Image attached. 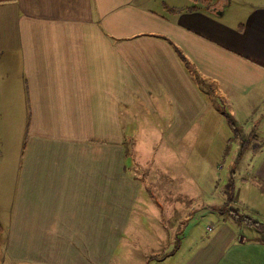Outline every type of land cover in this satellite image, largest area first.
Returning <instances> with one entry per match:
<instances>
[{
	"label": "crops",
	"instance_id": "crops-1",
	"mask_svg": "<svg viewBox=\"0 0 264 264\" xmlns=\"http://www.w3.org/2000/svg\"><path fill=\"white\" fill-rule=\"evenodd\" d=\"M211 2L171 3L167 18L156 0H0V264L106 263L137 194L122 110L166 109L173 145L206 83L264 93V0ZM244 221L239 235L213 224L182 264H264V233Z\"/></svg>",
	"mask_w": 264,
	"mask_h": 264
},
{
	"label": "rangeland",
	"instance_id": "rangeland-1",
	"mask_svg": "<svg viewBox=\"0 0 264 264\" xmlns=\"http://www.w3.org/2000/svg\"><path fill=\"white\" fill-rule=\"evenodd\" d=\"M156 1L159 15L176 16L166 5L180 0ZM203 88L206 110L173 145L166 109L148 103L122 110V126L130 130L122 129L120 161L137 194L115 248L105 245L112 254L105 264H182L216 222L230 221L236 235L248 231L237 223L245 217L264 223V93L241 100L211 83Z\"/></svg>",
	"mask_w": 264,
	"mask_h": 264
},
{
	"label": "trees",
	"instance_id": "trees-1",
	"mask_svg": "<svg viewBox=\"0 0 264 264\" xmlns=\"http://www.w3.org/2000/svg\"><path fill=\"white\" fill-rule=\"evenodd\" d=\"M193 3H198L199 0H191ZM202 1V0H201ZM204 1H207V0H203V4H200V5H197V7L195 5H193L192 7H190V9H197L198 7H207V6H210L211 3H208V2H204ZM176 51L178 52V55L180 57V59L182 58V62L185 64V66L187 67L188 65V61L184 58V56L179 52V49L176 48ZM232 213V212H231ZM233 214V213H232ZM235 215V214H233ZM236 217H239L238 214L235 215ZM245 222L246 224H248L249 227H252L254 228L255 230H261V225L262 224H259L258 222L256 221H250L247 217H245ZM243 220V221H244ZM2 232H3V229H2V226L0 225V237L2 235ZM0 250H1V240H0Z\"/></svg>",
	"mask_w": 264,
	"mask_h": 264
}]
</instances>
